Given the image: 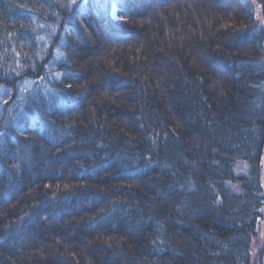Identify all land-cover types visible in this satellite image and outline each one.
Masks as SVG:
<instances>
[{
  "label": "trees",
  "instance_id": "trees-1",
  "mask_svg": "<svg viewBox=\"0 0 264 264\" xmlns=\"http://www.w3.org/2000/svg\"><path fill=\"white\" fill-rule=\"evenodd\" d=\"M256 9L0 0V264H263Z\"/></svg>",
  "mask_w": 264,
  "mask_h": 264
},
{
  "label": "rangeland",
  "instance_id": "rangeland-1",
  "mask_svg": "<svg viewBox=\"0 0 264 264\" xmlns=\"http://www.w3.org/2000/svg\"><path fill=\"white\" fill-rule=\"evenodd\" d=\"M257 12H258V9H256V13ZM257 17H258L259 24L264 27V22L261 21V19L259 18V12L257 13ZM238 169H239L237 170L238 173L240 172L243 173L245 172L246 166L239 165ZM261 184L264 190V159L262 161V168H261ZM259 215H260V218L258 221L256 235L252 240L251 249H250L252 257L253 256L255 257L257 253L261 252L264 249V207L260 209ZM263 264H264V259H263Z\"/></svg>",
  "mask_w": 264,
  "mask_h": 264
}]
</instances>
